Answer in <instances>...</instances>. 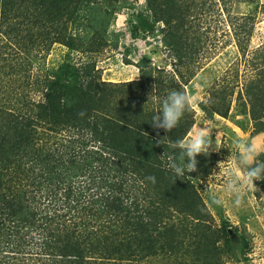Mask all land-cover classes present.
Returning <instances> with one entry per match:
<instances>
[{
  "label": "trees",
  "instance_id": "16d2710c",
  "mask_svg": "<svg viewBox=\"0 0 264 264\" xmlns=\"http://www.w3.org/2000/svg\"><path fill=\"white\" fill-rule=\"evenodd\" d=\"M144 1L151 24H164L165 44H186L188 29L179 20L188 7L183 9L179 0ZM128 3L0 0V29L3 35H17L14 23L22 14L23 32L39 41L41 50L59 44L69 53L94 54L108 46L110 20ZM30 24L39 31L31 32ZM150 65L142 57L138 80L111 85L98 82L94 63L78 68L67 59L39 81L42 99L23 97L0 105V264H108L133 251L145 257L172 255L174 242L162 239L172 233V225L161 232L170 210L182 222L188 218L201 227L205 207L191 177L209 175L212 162L198 155L197 171L172 180L169 164L180 155L176 142L184 140L193 121L184 116L170 132L153 126L152 117L160 110L148 100L154 83L163 95L177 85L153 80ZM254 88L250 85L244 96L261 129L264 85ZM226 99L200 107L209 120L225 118L230 110ZM102 218L121 230L95 228ZM71 221L75 226L69 229ZM131 233L128 240L118 237ZM203 237L195 244L203 243L205 255L213 258L203 263L221 264L222 251L215 245L224 234L205 242Z\"/></svg>",
  "mask_w": 264,
  "mask_h": 264
},
{
  "label": "rangeland",
  "instance_id": "374dc122",
  "mask_svg": "<svg viewBox=\"0 0 264 264\" xmlns=\"http://www.w3.org/2000/svg\"><path fill=\"white\" fill-rule=\"evenodd\" d=\"M179 1L183 9L188 7L179 20L188 29L186 44L181 49L173 43L172 48L165 44L160 30L164 24H151L144 0H128V5L114 14L107 31L113 34L108 37V46L94 54L69 53L59 44H54L49 51L41 50L39 41L34 42V38L27 37L28 32H23L21 14L14 23L19 29L17 35H3L0 29V105L23 97L29 102L42 99L39 81L51 76L67 59L78 68L94 63L98 82L111 85L138 80L137 62L142 57L150 59L152 79L163 84L172 80L177 85L174 89L184 92L191 101V110L184 116H189L193 125L184 140L202 125L210 124L214 128L213 143L206 154L212 162L211 172L205 177H191L205 207L206 219L198 227L188 218L182 222V216L170 210L161 232L172 225V233L162 236L165 242H174L176 248L172 255L160 252L145 257L133 251L132 256L126 253L127 257L121 256L108 264H204L206 257L213 258L205 255L203 243L195 244L202 233L204 242L208 236L214 240L215 234H224L225 239H217L215 245L222 251L221 264H264V180L254 182L259 191L245 188L239 204L227 190L229 173L237 162L234 140L264 133V115L260 116L262 128L259 129L244 96L250 85H255L254 91L264 85V0ZM22 9L23 6L19 10ZM28 27L31 32L39 31L36 25ZM183 80H187L186 84ZM153 86L148 100L158 110L167 95L156 90L157 83ZM224 95L225 101H230L227 117L214 115L209 120L200 104L210 107L211 103L223 102ZM257 146L264 148V134L257 137ZM260 160L264 161V156ZM213 198L221 203H213ZM115 223L102 218L95 223V228L121 230ZM74 226L72 221L68 224L69 229ZM118 237L128 240L132 233ZM29 263L43 264L44 261Z\"/></svg>",
  "mask_w": 264,
  "mask_h": 264
},
{
  "label": "clouds",
  "instance_id": "9594fccd",
  "mask_svg": "<svg viewBox=\"0 0 264 264\" xmlns=\"http://www.w3.org/2000/svg\"><path fill=\"white\" fill-rule=\"evenodd\" d=\"M190 110L189 97L178 89H171L162 101L160 110L153 115L152 124L156 128H163L165 132H170L179 126L185 113ZM213 130L210 124L202 125L189 133L187 141L178 140L176 142L180 155L178 158L172 157L169 164L172 180L183 177L186 172L197 171L196 157L208 153L213 143ZM262 134L264 133L257 132L255 135L237 137L234 140L237 162L229 173L227 190L235 195L237 204L242 202L245 188L259 191L254 182L264 180V161L260 160V157L264 156V148L257 146V137ZM185 158H187L186 164L184 163ZM151 179L155 181V177ZM213 203L220 204L221 201L213 198Z\"/></svg>",
  "mask_w": 264,
  "mask_h": 264
}]
</instances>
